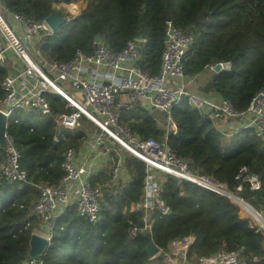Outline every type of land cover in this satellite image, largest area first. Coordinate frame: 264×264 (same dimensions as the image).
Returning a JSON list of instances; mask_svg holds the SVG:
<instances>
[{"label":"trees","instance_id":"trees-1","mask_svg":"<svg viewBox=\"0 0 264 264\" xmlns=\"http://www.w3.org/2000/svg\"><path fill=\"white\" fill-rule=\"evenodd\" d=\"M8 9L20 12L32 22L57 13L53 3L69 0H1ZM78 16H71L58 31L44 36L40 48L45 56L68 61L77 49L92 52L94 36L99 35L110 49L122 50L127 41L141 35V67L151 74L160 68L166 21L194 36L184 60L185 72L195 74L211 60L228 61L231 71L215 74L202 92L225 98L237 110H244L253 93L264 86V0H86ZM60 14V13H59ZM67 17V15H64ZM6 74L0 68V81ZM2 92L0 90V99ZM52 116L36 110H15L8 120V132L20 152V166L30 183L56 185L64 172L63 152L79 146L82 136L58 127L54 118L69 109L49 95ZM157 112L137 108L126 112L123 121L143 138L159 142L165 129L155 122ZM176 125L167 134L173 152L188 161L194 172L213 176L234 186L241 166H247L260 179L258 189L244 184L240 197L257 210L264 208V137L241 130L221 138L213 124L184 102L171 109ZM58 140L55 141V137ZM75 136V137H74ZM223 143V146L221 145ZM130 180L102 196L99 221L88 222L73 208L54 220L49 245L39 260L42 264H165L161 256L149 257V241L168 249L174 238L195 235L187 251L190 264L197 258L220 250H241L245 264H264V235L250 226V218L227 197L170 175L161 181L160 199L171 213L154 207L134 210L143 195V163L128 157ZM1 165V156H0ZM102 176V177H101ZM109 174L100 175L102 182ZM99 177H96L98 179ZM37 190L27 183L9 182L0 171V264H25L28 241L36 224L30 207ZM153 221L151 230L128 237L132 223L143 227V217Z\"/></svg>","mask_w":264,"mask_h":264},{"label":"built area","instance_id":"built-area-1","mask_svg":"<svg viewBox=\"0 0 264 264\" xmlns=\"http://www.w3.org/2000/svg\"><path fill=\"white\" fill-rule=\"evenodd\" d=\"M53 33L44 19L29 21L22 13L8 9L0 0V68L6 71L0 81V112L6 118L5 144H0V171L9 182L27 183L37 190L30 207L31 214L37 219L33 228L36 234L50 242L54 220L71 208L88 222H98L103 194L99 173L109 166L108 182L115 185L121 182L122 186L126 182L128 170L120 152L143 163V195L134 210L147 211L156 207L166 213L168 208L160 199L161 183L155 171L221 194L236 201L237 205L248 204L240 193L244 184H248L251 190L259 188L257 174L247 166H241L234 186L228 188L213 176L194 172L188 161L172 151L166 138L169 132L176 130L170 117L171 109L182 102L209 120L222 138L246 129L252 130L258 138L264 137V86L253 93L241 111L225 98L196 92L204 70L214 74L229 72L231 63L213 59L202 71L187 74L184 60L194 36L188 30L176 27L170 19L166 21V40L156 74L140 65L143 58L140 47L145 40L138 36L127 41L120 51L110 49L100 39L95 42L92 52L87 54L77 49L70 60L59 61L45 56L39 46L44 36ZM101 70H105L106 77ZM49 95L63 101L64 108L69 109L55 116L56 126L74 130L84 121L98 131L88 145L85 143V153L79 162L76 161L79 151L71 147L63 152L60 166L64 174L56 185L29 182L19 163L21 155L15 138L8 132V120L15 110H36L51 117ZM123 95L126 99L121 98ZM136 108L165 116L168 126L163 141L143 138L123 121V115ZM54 139L57 141L58 137ZM96 177L99 178L95 180ZM251 208L258 216L252 211L254 217L250 218V226L264 235V208ZM143 221V227L131 222L129 238L136 237L142 230H151L153 221H148L146 216ZM194 241V234L174 238L167 250L156 246L158 252L153 257L161 256L165 264H189L187 251ZM244 260L240 249L220 250L197 258L198 264H241ZM25 264H42V261L28 259Z\"/></svg>","mask_w":264,"mask_h":264},{"label":"water","instance_id":"water-1","mask_svg":"<svg viewBox=\"0 0 264 264\" xmlns=\"http://www.w3.org/2000/svg\"><path fill=\"white\" fill-rule=\"evenodd\" d=\"M44 21L53 32H56L59 30V28L62 25L66 23L67 18L63 14L51 12L48 16L44 18ZM138 38H142V36L138 35ZM93 40L94 42H99L100 36L95 35ZM165 40H166V36H164V41ZM217 70H218V67H217ZM5 122H6V118L4 114L0 112V144L2 146H4L5 144L4 138H3V133L5 130ZM245 206H248L249 208H251V206L248 204H245ZM251 211H253L254 216L256 217L258 216L257 212L252 210V208H251ZM166 213L170 214L171 210L168 208ZM48 245H49V242L45 237H42L36 233H32L28 241V246H29L28 253H27L28 258L38 259L39 257L42 256L43 252L45 251ZM145 251L149 257H153L158 252V248L151 241H149L146 246Z\"/></svg>","mask_w":264,"mask_h":264},{"label":"crops","instance_id":"crops-1","mask_svg":"<svg viewBox=\"0 0 264 264\" xmlns=\"http://www.w3.org/2000/svg\"><path fill=\"white\" fill-rule=\"evenodd\" d=\"M82 8V7H81ZM143 38V37H142ZM144 39V38H143ZM101 74L104 76V77H106V75H107V73H105V70H101ZM122 99H126V96H124L123 95V97H121ZM137 109V108H136ZM136 109H134L133 111H135ZM132 111V112H133ZM157 113H159V117H162V119H160L159 117H157V116H155V122H156V124H157V127L158 128H162V129H165L166 130V126H168L167 125V121H166V118H165V116L162 114V113H160V112H157ZM85 124H87V123H85ZM128 125H129V123H127ZM91 126H93L92 124H90ZM94 128H96L95 126H93ZM97 129V128H96ZM68 130H71V129H68ZM79 130H81V132H82V136L80 137V139H79V146L78 147H75V146H73L72 148H74V150H76V152L77 151H79V152H77L78 153V155H77V157H76V161L77 162H79L80 160H81V155L82 154H84L85 153V143L87 144L88 143V141H90V140H93V137H94V135L95 134H93V133H91V131L89 130V128H84V124H82V122H81V125L79 126ZM136 133V132H135ZM75 137V136H74ZM88 145V144H87ZM87 151V150H86ZM128 157H130V156H125L124 157V161L125 160H127V158ZM125 164H126V162H125ZM109 169H110V167L109 166H107V168L106 169H104V170H102L100 173H99V175H102L103 173H108L109 172ZM127 170V169H126ZM102 173V174H101ZM97 174V173H96ZM126 176H127V178H126V182H125V185L129 182V180H130V174H129V172L127 171V174H126ZM101 186H102V196H104L105 194H107V193H109V191H110V189H114L113 191L115 192L116 190H115V187H116V185L115 184H111V182H108V180H106V181H103L102 182V179H101ZM198 264V263H197ZM241 264H245V262L243 261Z\"/></svg>","mask_w":264,"mask_h":264},{"label":"rangeland","instance_id":"rangeland-1","mask_svg":"<svg viewBox=\"0 0 264 264\" xmlns=\"http://www.w3.org/2000/svg\"><path fill=\"white\" fill-rule=\"evenodd\" d=\"M71 1H74V0H69V2H58V3H53L55 4L54 8L56 9V11H58L57 13H61L63 15H67V17H70L71 16H78L81 11L86 7V0H77L79 1V12H77L76 14H70L71 12L68 11L67 9V4L70 3ZM83 2V3H81ZM59 6H58V5ZM82 7V8H81ZM202 78L200 79V81L197 83V86L195 88V91L198 92L199 94L202 93V87L209 81L212 79V77L215 75L213 72H210V71H207V70H204L203 73H202ZM203 95H207V93L203 94ZM160 119H162V117H159ZM86 122H82V124H84V128H89V130L91 131V133L93 134H96L98 133L97 129L94 128L93 126H91L89 123L85 124ZM79 128V127H78ZM221 137V136H220ZM222 138V137H221ZM221 145L223 146V143H221ZM120 155L125 157L127 154L124 153V152H120ZM156 175H157V178H158V182L159 184L161 183V181L165 178L163 174L161 173H158L157 171H155ZM234 204L237 205L236 201L234 200H231ZM245 202V201H244ZM247 203V202H246ZM240 210L244 213V210H243V206H240V205H237ZM249 218H252L253 219V216H251L250 214L248 215V213H245ZM263 217V215H262ZM259 220L257 219V222ZM260 222V221H259ZM32 233H36L35 229L32 230ZM158 263V260H153L152 261V264H157ZM198 262L197 261H193L192 264H197Z\"/></svg>","mask_w":264,"mask_h":264},{"label":"bare ground","instance_id":"bare-ground-1","mask_svg":"<svg viewBox=\"0 0 264 264\" xmlns=\"http://www.w3.org/2000/svg\"><path fill=\"white\" fill-rule=\"evenodd\" d=\"M81 3H83V2H81ZM79 8H80L79 7V1H77V0L71 1L70 3L67 4V9L69 12H71L70 14H73V15L76 14L77 12H79ZM243 210L245 213H248V215L250 214L251 216H253L251 208H249L248 206L243 205Z\"/></svg>","mask_w":264,"mask_h":264},{"label":"clouds","instance_id":"clouds-1","mask_svg":"<svg viewBox=\"0 0 264 264\" xmlns=\"http://www.w3.org/2000/svg\"><path fill=\"white\" fill-rule=\"evenodd\" d=\"M61 14V13H60ZM29 259V258H28ZM39 259V258H38Z\"/></svg>","mask_w":264,"mask_h":264}]
</instances>
